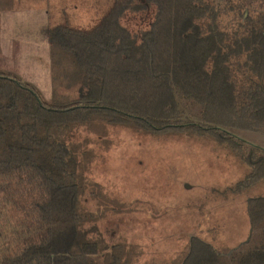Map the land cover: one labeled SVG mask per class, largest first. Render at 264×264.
Instances as JSON below:
<instances>
[{
  "label": "trees",
  "instance_id": "1",
  "mask_svg": "<svg viewBox=\"0 0 264 264\" xmlns=\"http://www.w3.org/2000/svg\"><path fill=\"white\" fill-rule=\"evenodd\" d=\"M26 1L0 0V13ZM246 6L113 0L91 29L54 25L51 99L0 69V264H138L142 246L107 233L108 209L89 190L101 188L86 175V151L102 125L211 140L250 168L237 187L264 181V148L235 135L264 134V7ZM147 15V26L131 27ZM247 212L248 242L224 252L193 237L172 264H264V194L249 198Z\"/></svg>",
  "mask_w": 264,
  "mask_h": 264
},
{
  "label": "rangeland",
  "instance_id": "2",
  "mask_svg": "<svg viewBox=\"0 0 264 264\" xmlns=\"http://www.w3.org/2000/svg\"><path fill=\"white\" fill-rule=\"evenodd\" d=\"M227 1L236 6L247 5L243 8L246 13L264 7V0ZM112 3L113 0H52V24L91 29L101 22ZM42 6L47 7L46 3L27 0L20 8L10 10L5 19V35H0V66L12 68L14 73L17 68L49 97L44 90H49V81L39 59H51L52 50L51 45L42 42L47 39L43 28L48 21ZM222 17L224 25L234 24L229 14ZM131 19L134 29L147 26L151 20L148 15ZM124 23L127 24L126 19ZM17 35L25 40L12 42ZM26 38L38 41L29 42ZM66 64L67 69L75 66L71 57ZM235 135L249 145L264 148V134L235 130ZM86 152V175L101 185L89 190L109 212L103 225L108 224L111 230L107 233L113 238L125 237L142 246L144 252L138 264H172L187 253L193 237L224 252L252 237L248 200L264 194V181L244 189L241 184L237 187L250 168L238 156L217 151L211 140L188 133L147 134L141 129L102 125L98 133L89 136ZM96 204L91 203V210L96 209Z\"/></svg>",
  "mask_w": 264,
  "mask_h": 264
},
{
  "label": "crops",
  "instance_id": "3",
  "mask_svg": "<svg viewBox=\"0 0 264 264\" xmlns=\"http://www.w3.org/2000/svg\"><path fill=\"white\" fill-rule=\"evenodd\" d=\"M43 7V6H42ZM55 7V6H54ZM53 9V8H52ZM51 8H49V9H47V7L46 6H44L43 7V10L42 11H46V16L45 17H47V19H48V21L46 22V25L47 26H45L44 28H43V32L45 33L44 35L46 36L47 35V33H48V30H49V28H51L52 26H54L55 24H52L53 23V20H54V16H53V14H55V13H53V10H52ZM9 12H11V11H3V12H1L0 13V20H1V38H3L4 37V35H5V30H6V28H5V19L7 18V15L9 14ZM58 16V15H57ZM47 27V28H46ZM37 39H39V37H36ZM20 40V39H24V37L22 38V37H20L19 35H17V37L16 38H13L12 39V42H16L15 40ZM25 40V39H24ZM26 40L27 41H29L30 42V40L32 41V40H36L35 38H26ZM3 40L1 39V42H2ZM36 41H38V40H36ZM42 42H45V43H47V44H49V45H51L50 44V42H49V39H48V35H47V39H46V37L42 40ZM3 49V47L1 46V50ZM2 53L0 52V55H1ZM43 58V57H42ZM40 58L39 57V59H41L42 61H43V70L46 72V74H45V78L49 81V90H48V87H46V88H44V90H46V91H48V93H49V97H47L46 95H44V93H43V90L41 89V87L38 85V84H35V83H33V82H31V81H29L28 79H26V76H24L23 75V73L22 72H19V71H17L16 69L17 68H14L13 70L14 71H16V73L19 75V76H21L24 80H27V81H29V82H31V83H33L34 85H36V87L42 92V95L45 97V98H47V99H51V97H52V93H53V90H54V88H55V82H54V80H53V72H54V65H53V61H52V59H47L48 61H46V60H44L45 58ZM4 59V61H5V58H3ZM0 69H2V70H10L11 71V69L12 68H9V67H4V66H0Z\"/></svg>",
  "mask_w": 264,
  "mask_h": 264
}]
</instances>
